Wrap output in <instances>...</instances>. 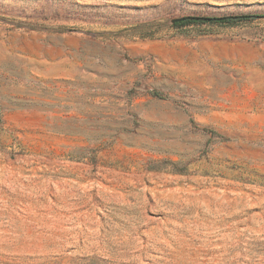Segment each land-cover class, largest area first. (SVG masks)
I'll use <instances>...</instances> for the list:
<instances>
[{
  "label": "rangeland",
  "instance_id": "obj_1",
  "mask_svg": "<svg viewBox=\"0 0 264 264\" xmlns=\"http://www.w3.org/2000/svg\"><path fill=\"white\" fill-rule=\"evenodd\" d=\"M0 264H264V0H0Z\"/></svg>",
  "mask_w": 264,
  "mask_h": 264
},
{
  "label": "water",
  "instance_id": "obj_2",
  "mask_svg": "<svg viewBox=\"0 0 264 264\" xmlns=\"http://www.w3.org/2000/svg\"><path fill=\"white\" fill-rule=\"evenodd\" d=\"M245 15H226V16H200V15H184L175 17L172 22H180L184 20H194V21H219L229 18H243Z\"/></svg>",
  "mask_w": 264,
  "mask_h": 264
},
{
  "label": "trees",
  "instance_id": "obj_3",
  "mask_svg": "<svg viewBox=\"0 0 264 264\" xmlns=\"http://www.w3.org/2000/svg\"><path fill=\"white\" fill-rule=\"evenodd\" d=\"M252 17H256L255 15H253ZM247 15H245L242 19H246ZM239 18H229V19H224V20H219V21H194V20H184V21H180V22H175V25H181V24H188V23H207V22H233L236 21ZM152 94H157L156 91H152ZM203 131H206V128H202Z\"/></svg>",
  "mask_w": 264,
  "mask_h": 264
}]
</instances>
